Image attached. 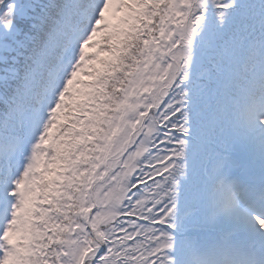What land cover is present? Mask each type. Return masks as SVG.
Returning <instances> with one entry per match:
<instances>
[{
	"label": "snow or ice",
	"instance_id": "1",
	"mask_svg": "<svg viewBox=\"0 0 264 264\" xmlns=\"http://www.w3.org/2000/svg\"><path fill=\"white\" fill-rule=\"evenodd\" d=\"M0 264H264V0H0Z\"/></svg>",
	"mask_w": 264,
	"mask_h": 264
}]
</instances>
